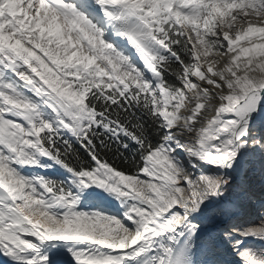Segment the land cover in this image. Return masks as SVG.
<instances>
[{
    "label": "snow or ice",
    "instance_id": "1",
    "mask_svg": "<svg viewBox=\"0 0 264 264\" xmlns=\"http://www.w3.org/2000/svg\"><path fill=\"white\" fill-rule=\"evenodd\" d=\"M0 264H264V0H0Z\"/></svg>",
    "mask_w": 264,
    "mask_h": 264
}]
</instances>
